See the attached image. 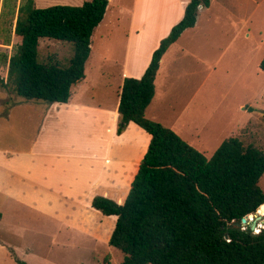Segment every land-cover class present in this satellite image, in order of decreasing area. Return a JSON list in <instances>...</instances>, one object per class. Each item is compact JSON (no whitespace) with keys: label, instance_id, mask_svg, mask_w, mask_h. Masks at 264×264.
Listing matches in <instances>:
<instances>
[{"label":"rangeland","instance_id":"rangeland-1","mask_svg":"<svg viewBox=\"0 0 264 264\" xmlns=\"http://www.w3.org/2000/svg\"><path fill=\"white\" fill-rule=\"evenodd\" d=\"M84 1L87 0H34V5L44 8L59 4L81 5ZM23 2L0 0V99L6 95L11 102L28 101L17 96L11 85H4L6 62L16 44L13 33L18 8ZM130 2L112 0L111 6H127ZM225 2L222 10L219 7L215 11L213 22H208L196 36L183 39L175 48L177 53L173 58L179 59L177 64L181 75L174 91L178 93L179 103L185 101L187 106L185 114L182 113V125H188L186 129L191 130L200 122L209 121L210 133L205 132L211 139L212 135L225 138L234 132L232 136L239 135L245 145L252 144L264 150V70L260 69L264 58V0ZM234 19L241 23L240 33L230 45L223 29L229 20ZM91 42L85 78L74 91H79L80 102L98 109L99 120L92 119V123L80 124L72 131H66L64 125L61 130L53 126L50 130L55 143L39 147L45 152L47 149V152L87 160L43 159L31 164L25 160L11 161L8 156L0 161V264H19L14 253L19 260L29 264H38L39 258H49L61 264H118L123 258L122 252L109 245L107 234L95 238L84 232L79 226L80 221H74L73 227L68 226L61 216L65 212L63 217L73 220L75 216L89 212L84 188L100 176L97 163L90 158L102 160L107 154L113 161L119 160L125 150L119 143L122 140L127 141L128 147L139 146L140 153H145L149 142L148 135L134 124L123 138L119 137L120 121H112L119 84L112 79L104 45L98 43L97 36ZM179 47L184 51L181 52ZM190 54L209 62L204 86L197 91L196 83L201 82V75L193 73L195 67H199ZM71 56V44L47 38L39 40L38 58L41 62L66 66ZM27 103L56 107V104L44 101L30 100ZM111 123L117 124L114 133ZM237 124L241 126L236 134ZM33 126L19 129L14 115L9 122L0 120V146L10 149V140L36 134L38 130ZM26 146L24 141L18 140V145L12 148L25 149ZM213 148L212 145L210 150ZM197 150L207 157L213 154V151ZM120 180V187L106 189L107 194L118 202L125 198L132 181L125 177ZM259 185L264 190V174ZM109 221L115 219L109 217ZM62 227L64 229L59 232Z\"/></svg>","mask_w":264,"mask_h":264},{"label":"trees","instance_id":"trees-1","mask_svg":"<svg viewBox=\"0 0 264 264\" xmlns=\"http://www.w3.org/2000/svg\"><path fill=\"white\" fill-rule=\"evenodd\" d=\"M210 1L189 0L182 19L153 51L143 75L123 80L117 132L133 123L149 135V143L121 203L102 195L91 200L92 208L115 218L108 243L123 253L118 264H264V229L254 234L236 226L245 216L264 215V190L259 185L264 150L245 145L231 133L208 158L145 116L161 57L183 31L195 26L199 6L207 8ZM108 2L37 8L34 0H24L18 8L16 44L4 85L27 100L66 104L72 88L85 78L91 37ZM42 38L71 44L66 66L39 60ZM260 69L264 70V58Z\"/></svg>","mask_w":264,"mask_h":264},{"label":"crops","instance_id":"crops-1","mask_svg":"<svg viewBox=\"0 0 264 264\" xmlns=\"http://www.w3.org/2000/svg\"><path fill=\"white\" fill-rule=\"evenodd\" d=\"M225 1L227 0H211L209 7L203 8L201 6V8H199L195 26L183 31L179 38L168 47L161 57L159 68L155 76L154 97L145 111V116L148 119L173 130L189 145L194 148L196 147L197 149H202L204 153H209V151H213L212 153H214L228 135L225 138H219L217 135L214 137L215 135H212L213 137L211 139L205 132V130H207V132L210 133L211 128L208 129V125H210L208 124L209 121L200 122L201 124L193 126L191 130L186 129L189 127L188 125L183 127L181 118L182 113L185 114L187 106L185 101L179 103L178 93L174 91V88L178 83L177 80H179L181 75V70L177 64L179 59H177V61L174 60L175 54L177 53L175 48L183 39H189L196 36L198 31L204 30L203 28L209 24L208 22H213L212 20L216 17L215 11L219 7L222 10L226 5ZM111 2L112 0H109L105 15L99 25L95 28L91 40H94L95 36H97L98 43L104 45L106 62L111 65L112 79H115L117 84H119L117 88V100L114 103L112 112V121L114 122L116 120L115 122L117 123L120 121L118 102L124 78H140L143 75L151 60L153 51L159 46L161 39L166 37L171 28L182 19L184 7L189 0H131L130 4L127 6H111ZM239 26H241V23L236 22L235 19L232 21L229 20L227 25H224L223 31L230 45L238 39L240 33ZM179 49L181 52L184 51L181 47H179ZM178 55H180V53ZM190 56L198 63L199 67H195L193 73L197 72V74L201 75V82L196 83L197 91L204 86V81L208 76L209 62L207 59H203L200 56L193 54H190ZM6 65L7 81L8 62H6ZM75 87L76 86L72 88L68 102L66 104L53 103L56 104V107H51L52 105H33L32 103H27L30 102V100L11 102L6 95L1 98L0 120L9 122L12 115H14L16 125H18L19 129L25 130L34 124L32 128L36 127L38 132L36 134L33 133L28 137L21 135L17 140H10V149L0 146V161H4L8 156L11 157V161L20 162L25 160L27 163L29 162L31 164L37 161L39 163L43 159L87 160L85 158H72V156L69 157L68 155L47 152V149H45L46 152L42 150V148L39 149V147L52 146L55 143L56 139L54 140L51 138L54 134H52L50 130L53 126H58L61 130V125H64L66 131H72L80 124L87 125L92 119H94L95 122L99 120V116L96 115L98 109L89 107L80 102L78 97L79 91H74ZM93 114L95 115L92 117ZM100 119L103 118L100 117ZM189 123L193 124V122ZM131 124L133 123L127 125L125 130L119 134V137H124ZM240 126L241 124H237L235 128L236 131H234L237 132ZM116 127L117 124L115 125L114 123L111 127L113 133L115 132ZM0 137L2 136L0 135ZM18 140H22L26 143L27 146L25 149L12 148L18 145ZM119 143L125 148V150H123L124 153L119 160L116 158L115 161H113L114 159L107 156V154L102 160L97 157V159L90 158V161L97 163V167L100 169V176L97 180L88 182L84 188L87 195L86 206H89V212H87V210L84 214H81L80 217L75 216L73 220L64 218L63 216L65 215V212L61 214L62 220L67 223L68 226L73 227L75 225L74 221H80L79 226L83 227L84 232H87L95 238L107 234L106 240L109 239L115 221H109V217L111 216H105L100 211L92 208V198L96 195L112 198L107 194L106 189L115 188L116 186L120 187L119 183L122 181L120 180L121 178L125 177L133 179L138 170L141 159L145 154L140 153L139 146L128 147L127 145L129 144H127V141L123 140ZM212 145L214 148L210 150ZM117 189L118 188H116V191ZM112 199L118 202V199ZM123 200L121 199L120 201L122 202ZM62 229L64 228L62 227L59 232H62ZM14 257L15 259H19L15 253ZM38 264L61 263L50 260L49 258H39Z\"/></svg>","mask_w":264,"mask_h":264},{"label":"water","instance_id":"water-1","mask_svg":"<svg viewBox=\"0 0 264 264\" xmlns=\"http://www.w3.org/2000/svg\"><path fill=\"white\" fill-rule=\"evenodd\" d=\"M253 215V220H249L248 217L245 216L241 219V222L239 224H236V226L239 227L241 225L247 224L248 231L252 232L256 228L257 221H260L262 224H264V215H260L259 213H254Z\"/></svg>","mask_w":264,"mask_h":264},{"label":"built area","instance_id":"built-area-1","mask_svg":"<svg viewBox=\"0 0 264 264\" xmlns=\"http://www.w3.org/2000/svg\"><path fill=\"white\" fill-rule=\"evenodd\" d=\"M199 8H201V6H199ZM247 217H250L251 219L249 220H253V217L252 215H248ZM248 228V225L247 224H244V225H241V229H246ZM262 229H264V224H262L260 221H257V225H256V228L252 231V233L254 234H257L259 233Z\"/></svg>","mask_w":264,"mask_h":264},{"label":"bare ground","instance_id":"bare-ground-1","mask_svg":"<svg viewBox=\"0 0 264 264\" xmlns=\"http://www.w3.org/2000/svg\"><path fill=\"white\" fill-rule=\"evenodd\" d=\"M256 213H259V214L261 215V213H260V212H256Z\"/></svg>","mask_w":264,"mask_h":264}]
</instances>
